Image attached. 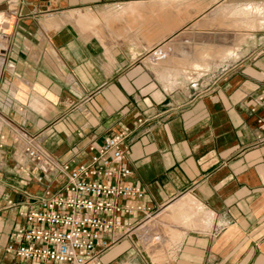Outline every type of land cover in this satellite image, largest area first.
Returning <instances> with one entry per match:
<instances>
[{
	"label": "crops",
	"instance_id": "1",
	"mask_svg": "<svg viewBox=\"0 0 264 264\" xmlns=\"http://www.w3.org/2000/svg\"><path fill=\"white\" fill-rule=\"evenodd\" d=\"M169 1L201 6L197 20L225 0H0L14 17L0 35V264L18 263L5 247L22 213L66 184L47 164L87 162L123 129L126 181L150 211L120 214L130 225L101 264H264V40L207 89L169 90L187 78L164 51L204 31L168 26ZM29 137L46 162L25 156Z\"/></svg>",
	"mask_w": 264,
	"mask_h": 264
},
{
	"label": "built area",
	"instance_id": "2",
	"mask_svg": "<svg viewBox=\"0 0 264 264\" xmlns=\"http://www.w3.org/2000/svg\"><path fill=\"white\" fill-rule=\"evenodd\" d=\"M259 102L263 104V98ZM129 135L130 130L123 129L100 146H88L87 162L73 167L47 164L48 171L66 175V184L59 193L46 191L36 208L22 213L26 226L14 232L5 247L17 264H101L105 251L119 238L114 234L130 225L120 214L150 211L134 203L144 198L143 190L126 181L132 174L123 164ZM26 141L28 160L46 162L37 142L31 137Z\"/></svg>",
	"mask_w": 264,
	"mask_h": 264
},
{
	"label": "bare ground",
	"instance_id": "3",
	"mask_svg": "<svg viewBox=\"0 0 264 264\" xmlns=\"http://www.w3.org/2000/svg\"><path fill=\"white\" fill-rule=\"evenodd\" d=\"M157 6L160 7L161 10L166 9L168 11V17H167L168 26L173 25L174 27H180L187 22L195 21L197 16H199V14L203 10L201 6H198L194 2H190V1L183 2V3L182 2L176 3V2L169 1V3H163V4L160 3ZM219 7L220 8H218L217 10L216 9L213 10L211 14L202 15L195 21V25L197 26L199 24L200 29L204 30L202 31V35H205V36H204L203 42L200 45L195 46V49H192L193 52L191 51L187 52L185 50L172 49V48L164 51V53L167 54L166 56H168V60L172 61V65L179 64V66H183V67L186 65V68H188L187 66H191L189 67L191 68V73L183 74L182 70H179V69L177 70V68L172 67L171 65L170 73H172V77H177L178 75H184V77L187 78V80H196L201 72L205 70H210L211 68L218 66L222 62L228 60L229 58H232V59L235 58L236 53L233 48H228V47L221 48V47L212 46L211 40L217 36L230 39L232 38L233 35H236V36L240 35L241 32L244 30L255 29V27L259 24H261L262 26L264 25V7L259 9L260 12H258L260 17H262L263 21L256 20V17L254 16L258 10L257 7H253V6L251 7L249 4H246V3L244 6H240V7H237L236 5H233V4H227V3L225 5L221 4ZM136 10L137 8L128 6L120 10L119 13H125V11L135 12ZM190 10H195V12L190 13L189 12ZM4 17L2 16L0 18L1 27L4 26L8 22V16L5 15ZM201 19L204 21H202ZM1 27H0V33L2 29ZM185 54L195 55L196 57L195 61L193 59L190 61L185 60V62H183L182 58H184ZM185 69L183 68V71ZM184 204L185 206L187 205V200ZM192 214L193 213H191V215ZM183 215L184 214L182 213L181 216ZM193 218H190V219H193Z\"/></svg>",
	"mask_w": 264,
	"mask_h": 264
},
{
	"label": "rangeland",
	"instance_id": "4",
	"mask_svg": "<svg viewBox=\"0 0 264 264\" xmlns=\"http://www.w3.org/2000/svg\"><path fill=\"white\" fill-rule=\"evenodd\" d=\"M226 3L236 5L237 7L244 6L246 3V4H249L251 7L252 6L257 7L258 10L261 9L262 7H264V1H262V2L257 1L255 3H252L250 1H243V0H225V1L214 4V6H218L221 4L225 5ZM212 8H214V7H212ZM218 8H220V7L219 6L215 7L216 10ZM258 10L254 16L256 17V20L263 21L262 17H260V15L258 13V12H260V10L259 11ZM202 21H204V20H202ZM13 22H14V17H10L7 24H9V26H12ZM1 28L2 29H1L0 35H3L5 32L7 34H9L11 32V29H12L11 27H10L11 29H6V27H3V26ZM198 37L195 34H191L190 36H187L186 38L181 39L180 43H181L182 49H179V50H185L187 52H190V51L193 52L192 49H195V46H198V43L203 42L202 41L203 35L200 36V39ZM187 40H189L190 43H194L196 45L189 46L187 44ZM263 40H264V25L262 26L261 24L257 25L255 27V29H248V30L242 31L240 35H237V36L233 35L232 38H230V39L224 38L221 36L214 37L211 40L212 46L221 47V48H227V47L233 48L235 53H236V57L233 59L229 58L228 60L222 62L218 66H215L214 68H212L209 72H204L201 76H199V79H197L195 81L194 80H185L184 81L183 79H178V80H175V82H173V84H175V85H173L171 87L168 86L164 82H163V84L169 90L179 88V87L180 88H185V87L195 88L196 87L199 90L200 89H207L215 81H217L219 78H221L222 73H225V71H227L228 69H230L233 66L241 63L240 61L242 60V58L244 56H246L248 53L256 51V49L259 48L258 46L261 44V42ZM149 56H150V54L147 57L149 58ZM182 59H183V62H185V60L190 61L193 59L195 61L196 57H195V55L185 54L184 58H182ZM168 61H169V64L172 65V61L171 60H168ZM172 67L177 68V70L178 69L182 70L183 74L184 73H191V68H189L191 66H187L188 68H186V65L183 67V66H179V64H178V65H172ZM183 68L184 69L186 68V69L183 71Z\"/></svg>",
	"mask_w": 264,
	"mask_h": 264
}]
</instances>
